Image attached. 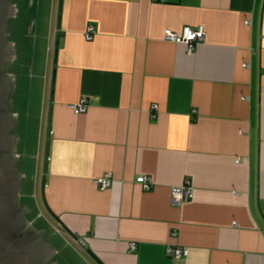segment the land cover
<instances>
[{
    "label": "crops",
    "instance_id": "crops-1",
    "mask_svg": "<svg viewBox=\"0 0 264 264\" xmlns=\"http://www.w3.org/2000/svg\"><path fill=\"white\" fill-rule=\"evenodd\" d=\"M51 6L27 0L19 15L24 113ZM56 17L42 192L62 254L74 264H88L74 251L89 264H264V0H57ZM200 26L192 53L164 38ZM106 173L100 189L93 181ZM185 182L193 197L173 206L170 189Z\"/></svg>",
    "mask_w": 264,
    "mask_h": 264
},
{
    "label": "water",
    "instance_id": "water-1",
    "mask_svg": "<svg viewBox=\"0 0 264 264\" xmlns=\"http://www.w3.org/2000/svg\"><path fill=\"white\" fill-rule=\"evenodd\" d=\"M7 1L0 0V264H45L48 258H41L35 246V240L40 237L37 228L49 231L45 238L51 245L53 253L48 263L74 264L61 253L50 227L31 203L21 196L24 181L21 166V85L15 25L16 17L24 12L27 0H10L14 16L7 20L6 40L9 43L5 41V16L10 10L7 8ZM11 56L15 58L12 57L13 60L5 67V62ZM4 79L10 80L11 85L8 96L9 109L6 113L2 112L7 97L2 90ZM47 158L48 147L45 152L44 169ZM25 206L29 209L27 218ZM37 216L39 218L32 224Z\"/></svg>",
    "mask_w": 264,
    "mask_h": 264
},
{
    "label": "rangeland",
    "instance_id": "rangeland-1",
    "mask_svg": "<svg viewBox=\"0 0 264 264\" xmlns=\"http://www.w3.org/2000/svg\"><path fill=\"white\" fill-rule=\"evenodd\" d=\"M51 2L52 15L50 19L48 53L45 59L46 61L44 60L43 55L44 45L41 46L40 42H37L36 51L38 53H41V56H43V58L37 64V68L34 71V77L29 79L30 95L28 96V106L30 107V111L24 113L22 111L23 109L21 105V166L24 172V181L21 187V196L26 198L31 203L39 216L49 227L51 226L52 228H55L57 227V224L48 213L42 192L43 172L45 167V152L47 148L48 128L51 116L50 102L52 96L51 90L53 83V66L55 62L56 45V39H54V31L57 24V0H51ZM41 12L43 14V11ZM19 15L21 14L17 15L15 25L17 54L22 51L19 38L23 33V20ZM51 231L52 234L57 235V232L55 230L51 229ZM54 238L58 246L60 247V242L57 236H54ZM71 246L73 247V250H77L76 246H74L73 244ZM74 252L89 264L88 255H86L82 251ZM68 254L69 255H66L68 258H74V254H72L70 251Z\"/></svg>",
    "mask_w": 264,
    "mask_h": 264
},
{
    "label": "built area",
    "instance_id": "built-area-1",
    "mask_svg": "<svg viewBox=\"0 0 264 264\" xmlns=\"http://www.w3.org/2000/svg\"><path fill=\"white\" fill-rule=\"evenodd\" d=\"M154 2H165L166 0H152ZM94 35L92 27H88L85 31V39L91 40ZM164 38L168 41L175 43H184L186 45V50L188 53H192L195 47L201 43L204 39L203 27L191 28L184 27L181 33L174 32L170 29L164 31ZM248 66V65H246ZM87 107V99L82 97L79 103L71 105V108L77 112H84ZM151 109L155 110L156 105H151ZM100 189H106L111 183V176L106 173L102 177H99L93 181ZM136 182L139 183L144 189H148L151 185L150 180L145 176H140L136 178ZM194 189L188 182L182 183L180 185L172 186L170 189V201L173 206H180L182 203L188 201L193 197ZM131 249L135 247L132 244ZM167 253L173 255L174 257H181L187 253L185 248L180 247H168Z\"/></svg>",
    "mask_w": 264,
    "mask_h": 264
},
{
    "label": "flooded vegetation",
    "instance_id": "flooded-vegetation-1",
    "mask_svg": "<svg viewBox=\"0 0 264 264\" xmlns=\"http://www.w3.org/2000/svg\"><path fill=\"white\" fill-rule=\"evenodd\" d=\"M9 1V2H8ZM6 5H7V8H9V14L5 16V30H6V33H5V41L6 43H9L7 42L6 40V37L8 35V25H7V20L10 18V17H13V9H12V5L10 3V0H8ZM5 51H6V48L4 47ZM11 56L9 58V60H7L5 62V67L8 65L9 62H11L13 60V57ZM10 64V63H9ZM5 69V68H4ZM3 86H2V90L6 93L7 97H6V101L4 102V105L5 107L2 109V112L6 113L8 112V96H9V93H10V90H11V85H10V80H3ZM10 139V138H9ZM11 144V143H10ZM12 152V151H11ZM26 207V206H25ZM29 214V209L28 207H26V213H25V217L27 218ZM39 218V216H37L33 221H32V224H34V222H36V220ZM38 232L40 233V237H38L36 240H35V246H36V249H37V252L39 254V256L43 259H46L48 258V260L50 259L53 251H52V248H51V245L49 244V242L46 240L45 236L47 234V232H49L47 229L45 228H37ZM48 260L45 264H51V263H48Z\"/></svg>",
    "mask_w": 264,
    "mask_h": 264
},
{
    "label": "trees",
    "instance_id": "trees-1",
    "mask_svg": "<svg viewBox=\"0 0 264 264\" xmlns=\"http://www.w3.org/2000/svg\"><path fill=\"white\" fill-rule=\"evenodd\" d=\"M22 184H23V182H22Z\"/></svg>",
    "mask_w": 264,
    "mask_h": 264
}]
</instances>
